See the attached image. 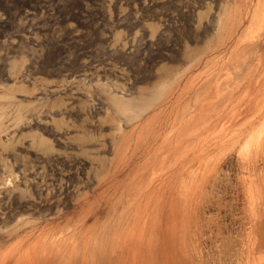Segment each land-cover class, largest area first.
Wrapping results in <instances>:
<instances>
[{"label": "rangeland", "instance_id": "obj_1", "mask_svg": "<svg viewBox=\"0 0 264 264\" xmlns=\"http://www.w3.org/2000/svg\"><path fill=\"white\" fill-rule=\"evenodd\" d=\"M0 264H264V0H0Z\"/></svg>", "mask_w": 264, "mask_h": 264}]
</instances>
